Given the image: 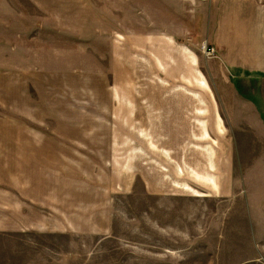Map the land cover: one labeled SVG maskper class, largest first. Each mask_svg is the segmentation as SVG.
<instances>
[{
	"label": "rangeland",
	"instance_id": "1",
	"mask_svg": "<svg viewBox=\"0 0 264 264\" xmlns=\"http://www.w3.org/2000/svg\"><path fill=\"white\" fill-rule=\"evenodd\" d=\"M87 3L0 0V56L26 55V66L64 74L59 133L128 141L113 159L64 167V182L82 187L80 214L94 216L96 234L0 230V264H264V160L252 159L254 137L238 127L234 81L219 65L218 89L215 61L188 29L170 45L160 33L153 47L146 27H130L145 38L121 50V63L111 46L119 32L93 27L102 17ZM23 27H31L25 39ZM255 85L242 90L264 88ZM107 102L117 111H103Z\"/></svg>",
	"mask_w": 264,
	"mask_h": 264
},
{
	"label": "crops",
	"instance_id": "2",
	"mask_svg": "<svg viewBox=\"0 0 264 264\" xmlns=\"http://www.w3.org/2000/svg\"><path fill=\"white\" fill-rule=\"evenodd\" d=\"M100 5L103 7L93 6L88 0L89 12L102 17L93 27L119 32L111 46L119 49L120 61L122 49L145 38L129 35L130 27H146L151 33L147 44L153 47L163 35L170 45L184 29L191 30V39L201 40L203 53V45L214 47L216 56L210 58L215 61L218 89L220 65L222 76L234 81L236 96H242L234 113L238 127L246 125L249 136L254 137L249 145L257 147L251 157L264 160V102L246 100L249 95L264 98V88L258 93L242 90L250 83L256 88L257 81L264 84V0H104ZM179 27L183 28L177 30ZM26 28L31 27H23L27 33ZM27 35L22 31L18 38ZM127 54L124 50L123 55ZM109 58L113 60L112 53ZM0 62L11 64L0 65V230L70 237L96 234L94 216L82 218L80 214L82 187L64 182V167L73 170L81 159H113L121 150L117 145L128 141L117 135L60 134L56 103L64 84L56 79H62L63 72L32 69L26 66V55L0 56ZM107 70L115 69L107 66ZM205 79L202 74L200 81ZM103 111L117 110L107 102ZM218 119L222 121L220 115ZM91 199L95 202L94 195Z\"/></svg>",
	"mask_w": 264,
	"mask_h": 264
},
{
	"label": "built area",
	"instance_id": "3",
	"mask_svg": "<svg viewBox=\"0 0 264 264\" xmlns=\"http://www.w3.org/2000/svg\"><path fill=\"white\" fill-rule=\"evenodd\" d=\"M203 51L209 57L216 56V49L212 46L203 45Z\"/></svg>",
	"mask_w": 264,
	"mask_h": 264
}]
</instances>
